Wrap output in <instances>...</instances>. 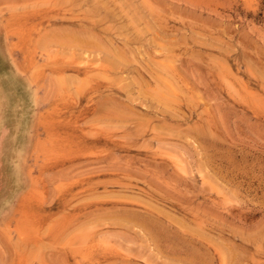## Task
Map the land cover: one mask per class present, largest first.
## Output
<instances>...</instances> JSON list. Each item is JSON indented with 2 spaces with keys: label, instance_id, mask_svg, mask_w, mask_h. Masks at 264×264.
I'll list each match as a JSON object with an SVG mask.
<instances>
[{
  "label": "rangeland",
  "instance_id": "obj_1",
  "mask_svg": "<svg viewBox=\"0 0 264 264\" xmlns=\"http://www.w3.org/2000/svg\"><path fill=\"white\" fill-rule=\"evenodd\" d=\"M0 264H264V0H0Z\"/></svg>",
  "mask_w": 264,
  "mask_h": 264
}]
</instances>
